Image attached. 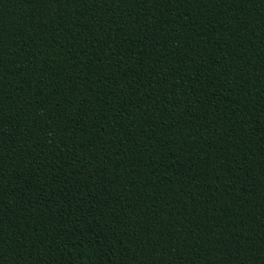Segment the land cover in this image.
Returning <instances> with one entry per match:
<instances>
[{"label": "trees", "instance_id": "trees-1", "mask_svg": "<svg viewBox=\"0 0 264 264\" xmlns=\"http://www.w3.org/2000/svg\"><path fill=\"white\" fill-rule=\"evenodd\" d=\"M0 264H264V0H0Z\"/></svg>", "mask_w": 264, "mask_h": 264}]
</instances>
